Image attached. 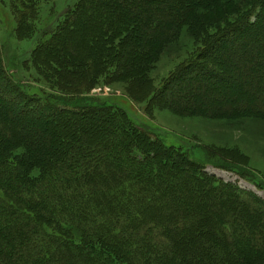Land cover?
<instances>
[{"label":"trees","instance_id":"trees-1","mask_svg":"<svg viewBox=\"0 0 264 264\" xmlns=\"http://www.w3.org/2000/svg\"><path fill=\"white\" fill-rule=\"evenodd\" d=\"M219 1L74 0L53 25L39 30L35 21L41 0H1L14 22V40L34 43L18 55L20 67L30 65L58 96L50 97L46 108L39 104L45 100L26 98L22 86L14 84L21 82L18 75L9 71L11 55L0 50V99L9 103L0 101V264L264 263V206L252 208L251 200L240 199L227 185L217 186L213 176L190 175L192 170L204 174L197 167L212 166L208 159L190 163L183 157L169 169L156 157L173 152L171 147L151 129L140 128L147 142L113 103L92 94L100 81L139 78L152 45L166 42L173 29L188 22L198 2L207 9ZM259 3L243 14L251 25L240 30L241 19L231 22L229 32L217 33L222 37L213 47L227 35L238 43L229 60L244 65L254 85L250 100L241 105L264 116L255 110L264 100V83L255 81L264 80V9L258 16ZM86 15L94 20L90 25ZM151 87L142 88L147 99L158 91ZM146 97L142 102L149 104ZM12 103L19 105L12 108ZM151 144L159 148L156 156ZM9 149L21 152L12 156L16 153ZM182 167L191 177L179 178L176 171ZM180 214L190 217L188 226L182 227ZM227 214L233 215L228 219L232 238L218 229ZM257 219L260 229L254 225ZM200 223L207 228L206 241L219 247L217 256L206 257L210 246L200 240L192 244ZM155 234L167 240L164 249L153 243Z\"/></svg>","mask_w":264,"mask_h":264},{"label":"rangeland","instance_id":"rangeland-1","mask_svg":"<svg viewBox=\"0 0 264 264\" xmlns=\"http://www.w3.org/2000/svg\"><path fill=\"white\" fill-rule=\"evenodd\" d=\"M41 1L42 4L39 5L35 21L39 30L53 25L58 16L74 2V0ZM258 1L220 0L216 6L207 9L202 8L198 2L189 15L190 20L188 18V22L183 23L184 25L181 24L173 29L175 31L166 42L157 47L149 44L153 49L144 60L145 66L148 64V69L144 66L139 78L108 80L107 84L100 81V84L92 90L95 96L113 103L125 115L123 121L128 123L127 126L130 123L133 129L135 128L134 131L140 133L147 142L149 141L140 128L151 129L158 140L162 141L166 147L172 148L173 152L156 157L159 161L163 159L169 169H172L173 162L181 164L183 157L190 163L198 161L197 163L205 164L208 159V163H212V166L197 167L204 174L201 175L199 171L192 170L190 175H195L198 179L213 176L214 181L212 182H215L217 186L227 185L239 194L240 199L251 200L252 208L264 206V116L252 113V108L245 110L241 105L242 100L247 98L250 100L248 95L254 85H252V77L249 76L247 68L229 60L232 52L236 51L238 43L227 35L223 38V42L213 46L216 39L222 37L217 33L231 30L230 25L233 26L231 22L234 21L233 24H236L241 19V26L238 27L240 30L251 25L246 23L248 18L244 19L243 14L251 7L253 8ZM249 4L251 5L248 6ZM256 7L262 8L260 13L257 12L259 16L264 9V0H261ZM107 9L110 11V8ZM85 19L91 21L88 25L94 21L93 18L88 19V15ZM195 22L198 25L194 24ZM13 26L14 22L8 5L0 0V50L2 53L6 50L11 55L8 57L12 58L10 64L12 68L9 71L13 76L18 75L17 78L21 81L19 83L15 79L14 84L18 88L22 86L21 91H26L25 93L28 94L23 93L26 98L33 99L34 97L45 100L46 102L39 104L46 108L45 106L52 104L50 97H57L58 94L45 88L46 86L39 80L30 65L26 63L25 67H20L21 58H18V55L29 52L34 47V43L31 40L16 42L12 33ZM118 32L121 37L122 33ZM132 46L137 51L141 49L137 40ZM255 81L257 84L264 83L262 78ZM150 86L158 91L154 90V93H150L147 99L142 88ZM188 88L192 91H188ZM241 90L249 94L243 95ZM144 96L146 100L151 99L149 104L142 102ZM228 98H230L229 101ZM238 98L240 99L237 100ZM4 99L1 97L0 101L9 107V103ZM16 105L19 104L14 103L11 106L13 108ZM30 106H32L31 109H36V104ZM260 108L264 109L263 99ZM260 108L255 107V110L259 113L264 112L260 111ZM37 114L40 115L38 112ZM42 116L46 115L42 114ZM93 118L88 120L90 124L95 123ZM151 146L156 156L155 152L159 148L156 144H151ZM9 151L16 153L12 156H17L21 152L14 149H9ZM185 168L182 167L179 170L181 172L175 170L180 179L182 176L191 177L187 175L189 172ZM205 193H209L211 197L213 195L210 191ZM249 197H252L254 201ZM229 204L231 205L230 202ZM203 207L202 209L206 212L207 206ZM236 207L237 210L238 206ZM227 215L222 216L218 229L225 236L232 238L235 231L228 219L233 215ZM180 219L182 227L190 224V217L186 218L180 214ZM211 219H216V217L211 215ZM211 221L216 222L217 220ZM254 223L255 227L260 229L261 221L257 219ZM158 227L164 230L160 225ZM201 227L200 223L194 230L197 232L192 244L200 240V245L210 246L208 249L211 252L207 251L206 257L217 256L216 252H219V247L215 245L216 243L206 241L207 228ZM156 229H158L157 226ZM152 240L153 243H162L163 249L166 247L165 244H168L167 240L158 234L152 236ZM191 257L194 256L191 255Z\"/></svg>","mask_w":264,"mask_h":264}]
</instances>
